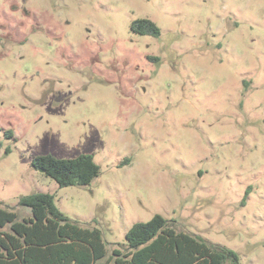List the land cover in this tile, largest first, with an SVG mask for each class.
Listing matches in <instances>:
<instances>
[{
    "label": "rangeland",
    "instance_id": "obj_1",
    "mask_svg": "<svg viewBox=\"0 0 264 264\" xmlns=\"http://www.w3.org/2000/svg\"><path fill=\"white\" fill-rule=\"evenodd\" d=\"M80 154L86 186L31 166ZM33 193L108 252L159 214L264 264V0H0V207Z\"/></svg>",
    "mask_w": 264,
    "mask_h": 264
},
{
    "label": "trees",
    "instance_id": "obj_2",
    "mask_svg": "<svg viewBox=\"0 0 264 264\" xmlns=\"http://www.w3.org/2000/svg\"><path fill=\"white\" fill-rule=\"evenodd\" d=\"M130 31L160 36L159 27L147 18L133 20ZM31 166L59 187L89 185L100 173L91 154L70 159L40 155ZM18 204L29 208L31 215L19 220L15 212L0 207V264H239L235 251L177 231L159 214L133 224L125 234L126 245L108 252L100 229L67 217L55 206L52 194L33 193Z\"/></svg>",
    "mask_w": 264,
    "mask_h": 264
}]
</instances>
